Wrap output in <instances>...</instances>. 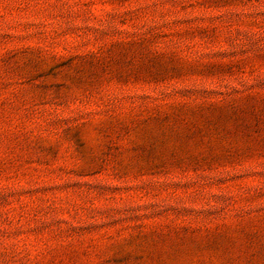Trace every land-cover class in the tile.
Segmentation results:
<instances>
[{"label": "rangeland", "instance_id": "rangeland-1", "mask_svg": "<svg viewBox=\"0 0 264 264\" xmlns=\"http://www.w3.org/2000/svg\"><path fill=\"white\" fill-rule=\"evenodd\" d=\"M0 264H264V0H0Z\"/></svg>", "mask_w": 264, "mask_h": 264}]
</instances>
